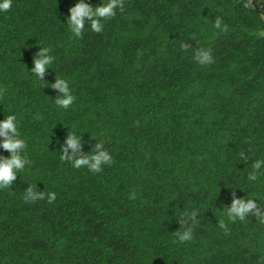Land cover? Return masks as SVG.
I'll return each mask as SVG.
<instances>
[{
    "label": "trees",
    "instance_id": "trees-1",
    "mask_svg": "<svg viewBox=\"0 0 264 264\" xmlns=\"http://www.w3.org/2000/svg\"><path fill=\"white\" fill-rule=\"evenodd\" d=\"M245 2L124 0L100 33L85 18L80 37L68 26L79 0H12L0 11V121L16 116L31 161L0 189V264L264 262V224L226 215L233 191L264 207V175L248 179L264 160V14ZM42 47L54 57L44 81L31 72ZM199 47L214 63L194 59ZM57 76L75 97L67 109L44 87ZM70 131L84 156L102 141L113 163L93 173L62 161ZM31 184L56 200L26 202ZM184 211L198 223L180 243Z\"/></svg>",
    "mask_w": 264,
    "mask_h": 264
},
{
    "label": "clouds",
    "instance_id": "clouds-1",
    "mask_svg": "<svg viewBox=\"0 0 264 264\" xmlns=\"http://www.w3.org/2000/svg\"><path fill=\"white\" fill-rule=\"evenodd\" d=\"M260 4V3H259ZM124 0H108L101 6L93 7L85 2V0H79L75 6L70 8V17L68 19V26L71 32L80 37L85 28V21L91 24V30L96 33L103 31L104 25L102 20H108L116 15V9L119 8L121 12L124 11ZM12 7V0H0V11H10ZM246 9H253V0H246L243 4ZM261 8V7H260ZM264 20V15H259ZM214 28L222 31H227V25L222 27V20L220 17H216ZM181 49L188 51L190 45L186 42L180 45ZM51 49L42 47V50L35 54L34 67L31 72L40 80L44 81L46 69L52 64L54 57L50 55ZM194 59L202 66H207L214 63V58L211 49L198 48L195 52ZM44 87H51L59 90V95L55 98V104L61 108H69L75 100L72 95L69 83L59 76L56 77V82L53 84H45ZM6 88H0V97H3ZM21 134L17 126V118L15 115L9 114L3 121H0V148L10 152V158L0 156V189H6L13 185L17 179V173L22 172L25 169V165L31 163L27 156L22 155V152L26 149V141L20 138ZM82 139L76 133L70 131L68 138L63 146L62 155L60 159L72 164L74 168L87 167L93 173H100L103 171V165H111L113 158L110 153L104 148V144L101 141L97 143L95 150L88 156H84L82 153ZM72 149L71 155L68 154V150ZM239 158L245 163L249 160V157H245L244 152L239 153ZM264 164V160H257L252 164V171L248 175L250 181L258 180L259 176L264 175L261 172V165ZM47 199L49 203L56 200V193L45 191H37L36 185L28 187L24 191V200L26 202L35 203L38 200ZM233 201L231 207H226V215L230 221L235 223L237 219L239 221H245L248 216H255L256 220L264 224V207H261L253 199H237L235 198V191H233ZM135 200L136 194L133 191L129 197ZM180 224L181 229L175 232L180 243L191 241L193 239V229L198 223L196 217V211H184L181 215ZM191 220L192 224L189 225L188 221ZM219 227L225 230V234H229L227 231V225L223 220L218 223ZM264 264V262H262Z\"/></svg>",
    "mask_w": 264,
    "mask_h": 264
},
{
    "label": "water",
    "instance_id": "water-1",
    "mask_svg": "<svg viewBox=\"0 0 264 264\" xmlns=\"http://www.w3.org/2000/svg\"><path fill=\"white\" fill-rule=\"evenodd\" d=\"M262 3V4H261ZM261 5H262V7L260 8V9H258L259 8V3H258V1L257 0H253V4H254V6H255V8L257 9V10H259L262 14H264V1H261Z\"/></svg>",
    "mask_w": 264,
    "mask_h": 264
},
{
    "label": "flooded vegetation",
    "instance_id": "flooded-vegetation-1",
    "mask_svg": "<svg viewBox=\"0 0 264 264\" xmlns=\"http://www.w3.org/2000/svg\"><path fill=\"white\" fill-rule=\"evenodd\" d=\"M261 3V2H260ZM262 4V3H261ZM260 4V7H262V5Z\"/></svg>",
    "mask_w": 264,
    "mask_h": 264
}]
</instances>
